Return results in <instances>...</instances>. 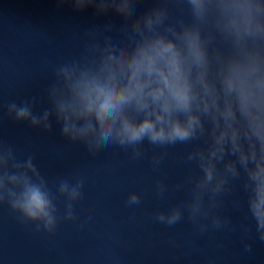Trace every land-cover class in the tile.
Listing matches in <instances>:
<instances>
[{"label": "clouds", "instance_id": "obj_1", "mask_svg": "<svg viewBox=\"0 0 264 264\" xmlns=\"http://www.w3.org/2000/svg\"><path fill=\"white\" fill-rule=\"evenodd\" d=\"M57 2L77 12L94 9L106 22L84 29L82 54L55 66L47 89L51 110L37 115L35 100L12 102L8 115L46 130L55 115L63 136L86 145L92 155L115 145L139 160L147 142L164 150L151 157L156 171L169 147L191 145L182 157L189 174L172 189L187 188L188 198L156 210L153 220L171 227L186 215L201 234L235 232L237 224L221 210L229 197L240 207L239 190L247 198L244 220L254 222L255 237L264 243V0ZM34 159L19 158L0 140V206L37 231L54 234L60 198L63 220H76L85 176L75 173L50 187ZM169 191L157 180V198ZM141 202L132 192L126 204ZM242 227L244 250L251 252V225Z\"/></svg>", "mask_w": 264, "mask_h": 264}, {"label": "water", "instance_id": "obj_2", "mask_svg": "<svg viewBox=\"0 0 264 264\" xmlns=\"http://www.w3.org/2000/svg\"><path fill=\"white\" fill-rule=\"evenodd\" d=\"M111 18L121 22L115 15ZM104 22L94 9L77 12L57 0H0V140L10 143L21 159L34 155L50 187L52 181L75 173L86 180L82 198L74 205L76 220H63L60 198L61 220L54 234L37 231L35 224L22 223L8 206H0V264H264V243L255 237L254 222L244 220L247 198L239 190L240 207L234 208L229 197L221 210L237 224L235 232L201 234L186 215L171 227L153 220L156 210L188 198L187 188L172 189L189 174L182 157L191 145L169 147L156 171L151 157L164 150L147 142L146 155L139 160L115 145L92 155L86 145L63 136L55 115L50 130L8 115L6 106L12 102L35 100L37 115L51 110L47 89L55 80V66L80 56L84 29ZM192 172L198 174L199 169L193 166ZM157 180L169 185L164 199L155 196ZM132 192L142 196L139 206H127ZM243 225H251V252L241 240Z\"/></svg>", "mask_w": 264, "mask_h": 264}]
</instances>
